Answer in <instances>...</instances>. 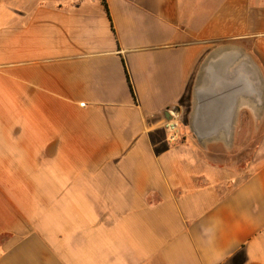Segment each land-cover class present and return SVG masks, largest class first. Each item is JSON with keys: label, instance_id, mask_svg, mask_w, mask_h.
I'll list each match as a JSON object with an SVG mask.
<instances>
[{"label": "crops", "instance_id": "crops-1", "mask_svg": "<svg viewBox=\"0 0 264 264\" xmlns=\"http://www.w3.org/2000/svg\"><path fill=\"white\" fill-rule=\"evenodd\" d=\"M105 1L0 0V264H264V155L189 127L214 49L264 81V0Z\"/></svg>", "mask_w": 264, "mask_h": 264}, {"label": "water", "instance_id": "water-1", "mask_svg": "<svg viewBox=\"0 0 264 264\" xmlns=\"http://www.w3.org/2000/svg\"><path fill=\"white\" fill-rule=\"evenodd\" d=\"M196 101L189 127L204 144L224 134L225 144L233 138L237 104L241 99L261 107L264 81L244 49L223 45L214 49L201 65Z\"/></svg>", "mask_w": 264, "mask_h": 264}, {"label": "rangeland", "instance_id": "rangeland-1", "mask_svg": "<svg viewBox=\"0 0 264 264\" xmlns=\"http://www.w3.org/2000/svg\"><path fill=\"white\" fill-rule=\"evenodd\" d=\"M193 1V0H188ZM212 2L213 0H202ZM264 119L259 121L243 120L241 129L237 130L230 144L211 145L208 154L211 161L225 164L231 168H245L249 163L264 155Z\"/></svg>", "mask_w": 264, "mask_h": 264}, {"label": "trees", "instance_id": "trees-1", "mask_svg": "<svg viewBox=\"0 0 264 264\" xmlns=\"http://www.w3.org/2000/svg\"><path fill=\"white\" fill-rule=\"evenodd\" d=\"M101 1H102V4H103V6H104V8H105V10L107 12V14H108V9H107V5H106V1L105 0H101Z\"/></svg>", "mask_w": 264, "mask_h": 264}, {"label": "built area", "instance_id": "built-area-1", "mask_svg": "<svg viewBox=\"0 0 264 264\" xmlns=\"http://www.w3.org/2000/svg\"><path fill=\"white\" fill-rule=\"evenodd\" d=\"M168 126L172 129V130H176V124H168Z\"/></svg>", "mask_w": 264, "mask_h": 264}]
</instances>
